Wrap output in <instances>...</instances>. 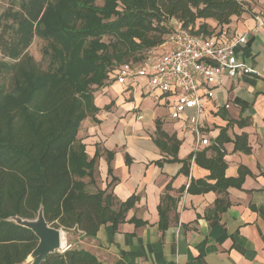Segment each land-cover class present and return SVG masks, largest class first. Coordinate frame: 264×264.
I'll list each match as a JSON object with an SVG mask.
<instances>
[{
  "label": "trees",
  "instance_id": "16d2710c",
  "mask_svg": "<svg viewBox=\"0 0 264 264\" xmlns=\"http://www.w3.org/2000/svg\"><path fill=\"white\" fill-rule=\"evenodd\" d=\"M96 1L5 0L0 13V264H22L38 244L11 217L32 219L42 209L51 227L87 237L103 224L124 220L133 198L117 205L107 189L88 188L95 184L98 154L89 159L77 134L82 121L98 112L94 93L112 81L117 67L158 50L173 28L170 21L194 31L198 20L226 25L244 12L238 0ZM34 37L47 42L42 63L27 52ZM157 134L160 148L174 153V137ZM227 141L223 130L214 143ZM246 144L245 135L235 137V149L247 150ZM192 156L216 180L202 191L226 188L245 174L240 168L236 180L224 178L220 150L213 160L204 152ZM188 191L200 190L190 183ZM40 264L103 263L70 246Z\"/></svg>",
  "mask_w": 264,
  "mask_h": 264
},
{
  "label": "crops",
  "instance_id": "0c3cea01",
  "mask_svg": "<svg viewBox=\"0 0 264 264\" xmlns=\"http://www.w3.org/2000/svg\"><path fill=\"white\" fill-rule=\"evenodd\" d=\"M238 1L244 12L228 24L208 19L194 26L227 40L244 36L234 52L252 71L213 88L212 98L200 90L208 145L196 146L182 120L169 119L173 98L149 91L145 79L125 85L112 80L95 92L98 112L82 121L77 139L89 159L98 154V189H107L117 205L134 201L123 221L101 225L92 237L78 232L70 246L103 264H264V0ZM145 98H152L153 107L143 106ZM158 130L177 141L174 153L156 143ZM223 130L228 141L218 147L214 142ZM241 135L247 150L234 148ZM217 150L224 178L236 180L240 168L245 174L226 188L202 191L216 180L190 155L204 152L213 160ZM190 183L200 191H188Z\"/></svg>",
  "mask_w": 264,
  "mask_h": 264
},
{
  "label": "built area",
  "instance_id": "2783aa9c",
  "mask_svg": "<svg viewBox=\"0 0 264 264\" xmlns=\"http://www.w3.org/2000/svg\"><path fill=\"white\" fill-rule=\"evenodd\" d=\"M195 30L181 28L175 22L158 50L149 52L152 54L140 62L117 67L110 78L119 85L145 79L149 91L173 98L168 104L169 119L182 120V128L194 134L196 146H206L209 139L203 137L200 126L204 111L200 90L212 98L213 88L252 71L237 60L234 52L237 44L245 42L244 36L227 40L223 34L206 36ZM160 50L164 51L157 53ZM68 248L70 245L62 250Z\"/></svg>",
  "mask_w": 264,
  "mask_h": 264
},
{
  "label": "water",
  "instance_id": "95a60500",
  "mask_svg": "<svg viewBox=\"0 0 264 264\" xmlns=\"http://www.w3.org/2000/svg\"><path fill=\"white\" fill-rule=\"evenodd\" d=\"M16 223L19 226L29 229L38 238V244L35 249L26 258V263L40 264L48 255L63 252L62 239L63 231L51 227L43 217L42 209L37 213V219L34 222L22 221L19 217ZM11 219V218H10ZM9 219V220H10ZM11 221V220H10Z\"/></svg>",
  "mask_w": 264,
  "mask_h": 264
},
{
  "label": "rangeland",
  "instance_id": "374dc122",
  "mask_svg": "<svg viewBox=\"0 0 264 264\" xmlns=\"http://www.w3.org/2000/svg\"><path fill=\"white\" fill-rule=\"evenodd\" d=\"M96 4L97 5H101L102 2L101 1H96ZM6 7V2L5 0H0V13L5 9ZM117 11H121V9L118 7L116 8ZM175 24V21H170V25H174ZM206 30H210V28H207ZM195 32H198V33H202L206 36H209L211 35V33L209 32H205V31H201V30H195ZM46 41L39 38V37H34L32 43L30 44L29 48L27 49V52L35 59V61L37 62H41L42 63V49L46 46ZM165 50V49H164ZM164 50H160L159 54H161ZM149 52H152V51H149ZM147 52L145 54V57H147L149 54H152V53H149ZM6 61H8L6 59ZM43 67H45V62L43 61ZM98 91V90H97ZM96 94V93H94ZM153 101H152V98H145L144 99V103H143V106H147V107H153ZM143 108V107H142ZM157 113H161V109L160 110H156ZM97 176L95 175V184H92V185H89L88 184V188H89V191L91 192H94L98 189V186L96 185V178ZM86 182H88V179H85ZM99 183V182H98ZM10 219V218H9ZM37 219V215L36 217L32 218V219H20L22 221H27V222H34L36 221ZM11 221L13 222H17L18 218H15V217H11L10 219ZM60 230L63 231V234H64V237H65V243L66 245H69V244H72L71 241H77L76 240V237L78 236V232L76 231H70L69 233L64 231L62 228H58ZM78 242V241H77ZM22 264H29V263H26V261H24Z\"/></svg>",
  "mask_w": 264,
  "mask_h": 264
},
{
  "label": "bare ground",
  "instance_id": "6f19581e",
  "mask_svg": "<svg viewBox=\"0 0 264 264\" xmlns=\"http://www.w3.org/2000/svg\"><path fill=\"white\" fill-rule=\"evenodd\" d=\"M62 245V248H65L66 247V243H65V237L63 236V239H62V243H61Z\"/></svg>",
  "mask_w": 264,
  "mask_h": 264
}]
</instances>
